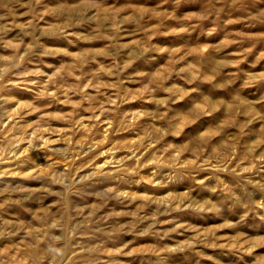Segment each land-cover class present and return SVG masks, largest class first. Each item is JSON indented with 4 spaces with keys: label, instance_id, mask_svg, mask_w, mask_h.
<instances>
[{
    "label": "rangeland",
    "instance_id": "obj_1",
    "mask_svg": "<svg viewBox=\"0 0 264 264\" xmlns=\"http://www.w3.org/2000/svg\"><path fill=\"white\" fill-rule=\"evenodd\" d=\"M0 264H264V0H0Z\"/></svg>",
    "mask_w": 264,
    "mask_h": 264
}]
</instances>
